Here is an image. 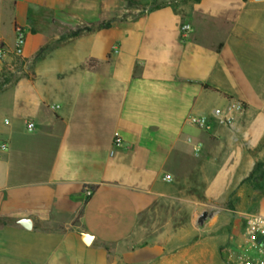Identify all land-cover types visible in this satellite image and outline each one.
<instances>
[{"label": "crops", "instance_id": "crops-1", "mask_svg": "<svg viewBox=\"0 0 264 264\" xmlns=\"http://www.w3.org/2000/svg\"><path fill=\"white\" fill-rule=\"evenodd\" d=\"M140 1L0 0V76L26 33L0 92V264H156L181 208L233 191L251 202L241 214L264 215V182L247 180L264 161V0H146L142 17L62 38Z\"/></svg>", "mask_w": 264, "mask_h": 264}, {"label": "rangeland", "instance_id": "rangeland-1", "mask_svg": "<svg viewBox=\"0 0 264 264\" xmlns=\"http://www.w3.org/2000/svg\"><path fill=\"white\" fill-rule=\"evenodd\" d=\"M152 5L154 3L150 4L146 0H141L138 5H129L130 11L118 20L123 23L128 18L142 17L144 10ZM7 14L8 11L0 4V30L5 32L8 27L3 21L7 20ZM24 65L25 61L21 57H13V70H6L0 76V81L11 82L18 77L17 72ZM250 203L238 201L233 191L224 201L197 202L194 217H184L185 212L181 208V216L174 219L173 248L166 252L169 254L167 257L158 259L156 264H231L230 253L240 249L239 245L244 241L246 215L240 211L250 206ZM205 211L208 215L202 220L201 215Z\"/></svg>", "mask_w": 264, "mask_h": 264}, {"label": "built area", "instance_id": "built-area-1", "mask_svg": "<svg viewBox=\"0 0 264 264\" xmlns=\"http://www.w3.org/2000/svg\"><path fill=\"white\" fill-rule=\"evenodd\" d=\"M180 31L182 38L187 37L192 31L191 24L183 23L180 26ZM25 44V30L19 26L15 27V39L12 49L13 55L22 57L25 50ZM10 51L11 50L7 44L0 39V59L4 58ZM239 108H241V106H239ZM214 114L219 118V123L223 125H231L233 122V117L224 112L221 108L215 109ZM189 121L201 129H210V124L206 116L191 115ZM27 128L29 131H33L35 129V124L29 122ZM8 150L9 143L0 140V159ZM193 150L194 153L198 155L201 151V144H195ZM164 180L166 182H171L172 178L170 176H165ZM83 190L87 197H90L93 194V188L89 185H86ZM239 248L240 249L237 251L233 252L232 250L230 253L229 260L231 264H264V215L259 213H250L246 215L244 241L239 245Z\"/></svg>", "mask_w": 264, "mask_h": 264}, {"label": "trees", "instance_id": "trees-1", "mask_svg": "<svg viewBox=\"0 0 264 264\" xmlns=\"http://www.w3.org/2000/svg\"><path fill=\"white\" fill-rule=\"evenodd\" d=\"M161 5H156L153 8H158ZM119 24V20L117 18L108 20V21H102L99 22L98 24H94V25H90V26H83V27H79L76 30L70 31L68 34L62 36L63 39H67V38H74V37H78L86 32H91L94 30H107V29H111L114 28L116 26H118ZM46 50V47L41 48L37 54L35 55L33 61H36L38 58H40V56L44 53V51ZM8 82H3L0 81V92L3 90L4 86L7 84ZM255 180V181H259L260 183L264 182V161H260L257 162L252 170V172L250 173L249 177L247 178V180Z\"/></svg>", "mask_w": 264, "mask_h": 264}, {"label": "water", "instance_id": "water-1", "mask_svg": "<svg viewBox=\"0 0 264 264\" xmlns=\"http://www.w3.org/2000/svg\"><path fill=\"white\" fill-rule=\"evenodd\" d=\"M258 1H261V0H258ZM207 215H208V212L205 211V212L201 215V219H202V220L206 219ZM20 223H21L22 225H24L26 228H31V226H32V223H31V221H30L29 219H22V220H20ZM83 239H84L85 242L88 244V241L86 240V239H87V235H83Z\"/></svg>", "mask_w": 264, "mask_h": 264}]
</instances>
